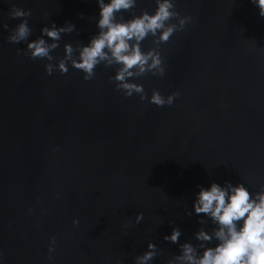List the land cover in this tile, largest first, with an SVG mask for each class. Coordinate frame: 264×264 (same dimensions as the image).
<instances>
[{"label":"water","instance_id":"1","mask_svg":"<svg viewBox=\"0 0 264 264\" xmlns=\"http://www.w3.org/2000/svg\"><path fill=\"white\" fill-rule=\"evenodd\" d=\"M13 5L32 10L29 40L75 25L58 57L98 32L99 14L96 0H0V264H135L150 240L161 253L151 264H167L180 254L164 240L174 227L193 244L215 227L194 214L198 186L264 185V18L251 0H176L193 21L161 46L165 76L135 81L149 98L179 92L162 108L116 91L115 68L98 66L92 81L71 66L47 75L46 60L17 52L26 43L8 42L21 22ZM155 7L138 0L134 11Z\"/></svg>","mask_w":264,"mask_h":264},{"label":"clouds","instance_id":"2","mask_svg":"<svg viewBox=\"0 0 264 264\" xmlns=\"http://www.w3.org/2000/svg\"><path fill=\"white\" fill-rule=\"evenodd\" d=\"M96 2L99 8L98 32L87 43H64V55L61 57L54 56L53 52L60 47L62 34L76 31L75 25L66 22L58 27L52 22L51 26L45 25L40 30L39 37L29 40L33 32L29 25L31 9L12 6L9 18L20 19L21 22L10 29L8 42L26 43V49L17 48V52L33 61L46 60L44 68L49 76L56 71L67 75L71 66L84 74V81H92L97 75V67L104 65L105 68H115V75L109 79L114 82L115 90L125 97L138 94L142 102L147 101L161 108L172 106L179 92L165 97L159 89H153L149 98L143 84L135 81L149 73L165 76L161 46L176 32L183 31L193 17L182 16L176 11V0H155L154 11L142 9L139 14L134 11L138 0ZM251 3L259 9V16L264 18V0H251ZM126 12L132 13L131 18H125ZM80 17L83 18L82 13ZM3 28L9 30V25L3 24ZM150 36L154 46L145 51L143 43ZM198 187L192 204L194 214L201 217L200 224L210 220L215 227L211 232L204 228L195 232L198 244L191 241L180 243L182 231L174 227L170 235L164 236V240L178 244L180 254L171 256L167 264H264V185L255 193L242 181L236 184L225 181L223 185L212 181L207 187ZM187 215L192 216L193 211ZM135 219L139 224L144 219V213H137ZM79 223V219L73 221L74 225ZM128 226L130 222L124 225ZM213 240L216 241L215 245L209 246ZM51 241L49 253L55 251V236L51 237ZM160 254L157 244L150 240L147 250L135 257V264H151Z\"/></svg>","mask_w":264,"mask_h":264}]
</instances>
